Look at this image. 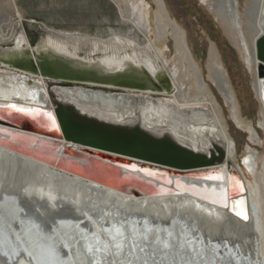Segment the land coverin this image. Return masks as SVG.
I'll list each match as a JSON object with an SVG mask.
<instances>
[{"label":"bare ground","instance_id":"obj_1","mask_svg":"<svg viewBox=\"0 0 264 264\" xmlns=\"http://www.w3.org/2000/svg\"><path fill=\"white\" fill-rule=\"evenodd\" d=\"M111 1L117 6L119 22L130 24L135 28L138 32V40L137 36L133 34V29L126 31L133 36L134 40L131 43H123L120 40L122 38L117 37L102 40L86 34L53 31L52 34L58 39L56 43L69 44L75 50L80 49L81 45H86L90 47V52H111L114 55H120L127 49L136 50L144 57L141 59L142 62L152 65L155 62H160L175 84V93L167 96L171 98V101L157 100L152 103L149 98L135 97L134 95H106L82 88H59L56 89L58 94L66 101L108 113L130 115L141 109L144 119L150 124L168 126L193 144L202 147H206L209 140L199 127L205 125L217 127L216 136L222 138L227 146V160L221 165L185 175L167 172L166 177L162 175L149 176L144 172L129 171L128 168L125 171L116 169L117 174L119 173L118 178L107 174L108 180H104L107 184L114 185L119 181L120 173H123L124 176V179L121 178L122 184L132 181L128 177L138 178L143 182L144 184L140 183L139 185L146 190V194L131 195L90 180L98 178H92L93 176L84 170L81 163L72 161L75 159L74 157H84L94 163L103 164V158H100L102 156L87 152L88 155L95 157L89 156L88 158L87 154V156H83L74 149L66 148V142L57 144L44 137L16 133L0 126V133L8 135L0 134V194L4 192L1 210L7 208L15 210L16 207H12V204L19 194L27 200L45 201L51 208H57L59 202L71 205L78 213L86 212L85 219L88 218V224L94 228L95 232L93 230V233L96 235V239L103 238L105 241L103 247H114L115 251H122L126 242L125 238L134 248V242L138 239L148 241L149 235H154L153 241L160 242L159 244L165 247L164 242L167 240L162 243L157 235L162 232L160 228L153 229L144 222V235L139 233L136 225L138 222L135 221L138 219V215L143 216L145 221L149 217L159 222L170 221L171 229L164 231L168 237L176 234L174 230L180 227L176 225L177 222L181 224L185 222L190 225V231L198 230L196 234H201L203 238L206 236L209 241L225 239L235 243L242 253L254 254V260L258 259L260 254L264 264V154L260 160L257 151L247 147L238 159L237 142L229 134L228 122L224 118L221 104L212 92L210 85L207 84L204 70L190 49L187 33L172 17L165 1L155 0L158 10L154 19H151L152 17L147 14L145 0ZM206 4L227 32L232 43L240 51L244 64L249 69L251 68L253 90L260 102L259 127L264 132V77L258 76L259 62L256 59V41L264 35V0H247V9L244 19L241 21H239L237 0H206ZM6 8L12 9V14L8 13ZM22 13L16 0L0 2V41L2 43L8 45L19 38L22 33L21 25L26 21V17L24 18ZM61 17L65 21L72 20L71 16L67 14L61 15ZM30 22V24L35 23L34 20H30ZM46 22L41 21L39 24L44 28ZM6 25L8 26L7 34L3 29ZM152 25L155 27L153 28ZM150 32L154 33V40L151 39ZM139 36L146 37L144 44L139 42ZM169 37L174 41V59L165 55L167 49L165 43ZM164 44L165 46H163ZM207 68L208 78L218 89L224 101L231 106L233 118L238 125L246 128L253 136L256 135L257 132L251 124H244L245 118L238 110L235 92L215 47H212L210 51ZM2 78L3 83H7L5 77L0 75V79ZM3 83L0 82L4 85ZM7 105L0 103V109L8 108ZM11 113L13 111L9 109L3 111L1 116L4 114L9 118ZM191 125L197 129L191 130L189 128ZM253 136L250 139L252 143L254 142ZM35 141H39V146L30 144ZM66 153L74 157L62 159ZM232 163L236 164L238 174L232 169ZM153 172L155 171L153 170ZM206 174H220L223 180L206 181L202 178ZM233 177L240 182L239 185L234 186ZM249 177L254 179L253 184L247 183L246 180ZM169 179L172 181L171 184L167 183ZM178 182L183 187H178ZM4 185H6L5 187L11 186L13 189H4L3 191ZM193 185L196 186L195 190ZM240 185L243 186V191H241ZM213 188L216 189L215 192L212 191ZM240 200L245 202L244 207L248 215L246 221L237 217L232 211L233 203ZM225 203H227V207L223 206ZM88 205L94 212L101 210L102 217L109 218L112 227L102 230L101 226L93 220L91 211L84 210ZM117 221L120 222L119 229L123 236H116V239H113L112 237L116 235L115 229L118 228L115 225ZM57 228L64 234L69 233L67 230H72L71 224L65 222L60 223ZM178 234H181V238L186 236L185 232ZM59 237L64 241L62 236ZM117 243L123 245L121 250L116 248ZM186 249L198 250L190 242ZM26 252L28 255L30 254L28 251ZM235 256V253L231 255L232 258ZM33 259L38 264L34 256ZM222 259L224 258H221V261ZM233 260L238 264H248L247 260L243 262L239 258ZM20 264L24 263L21 261Z\"/></svg>","mask_w":264,"mask_h":264},{"label":"water","instance_id":"obj_2","mask_svg":"<svg viewBox=\"0 0 264 264\" xmlns=\"http://www.w3.org/2000/svg\"><path fill=\"white\" fill-rule=\"evenodd\" d=\"M32 26L43 33L36 41L29 39L24 31L11 44L0 41V75L7 81L3 83V78L0 79L4 84H0V103H16L48 111L56 117L59 131L53 130L51 122L43 115L26 116L14 110L11 117H0L1 127L44 137L57 144L66 142V148L74 149L83 156H87V152L102 156L103 164L67 153L62 159L74 157V163L78 161L92 178H98L88 179L131 195L146 194V190L139 185L144 183L138 178L128 177L132 181L122 184L124 176L120 173L119 181L114 185L107 184L104 182L108 180L107 174L118 178L116 169L125 171V164H135L139 169L154 170L157 175L165 177L167 172L185 175L221 165L227 160V146L222 138L216 136L217 127H199L209 140L208 145L202 147L168 126L150 124L144 119L141 109L122 115L64 100L56 89L82 88L106 95H134L149 98L152 103L157 100L171 101L167 96L175 93V84L160 62L153 65L144 63L141 61L144 57L136 50L127 49L120 55L93 53L86 45L75 50L69 44H57L58 39L52 34L53 31L73 32L56 30L48 24L44 28L38 23H32ZM128 26L135 35L137 30L130 24ZM113 31L110 29L107 35H86L108 39ZM256 59L259 62L258 76L264 77V35L256 41ZM14 120L23 123L15 124ZM189 128L197 129L192 125ZM0 134L8 136L3 132ZM38 142L30 144L37 147ZM5 186L3 191L13 189ZM3 196L4 192L0 194V206L4 202ZM13 201L15 210L0 208V264H20L21 261L36 264L33 256L38 264H43V260L47 264H238L233 260L235 258L242 262L247 260L248 264H255V261L256 264H263L260 254L254 260V254L242 253L235 243L225 239L209 241L206 236L203 238L201 234H196L198 230L190 231L188 223L177 222L180 227L174 230L176 236L168 237L164 231L171 229L170 221L159 222L150 217L145 221L140 215L135 220L139 233L144 235V222L153 229L160 228L162 232L157 235L162 243L167 240L169 246L162 247L160 242L153 241L154 235H149L148 241H133L134 248L125 238L122 251H115L114 247H103V238L96 239L94 228L88 224V218L85 219L86 212L78 213L75 207L60 202L57 208H51L45 201L27 200L20 194ZM84 210L91 211L93 220L102 230L112 227L110 219L102 217L101 210L94 212L89 205ZM62 222L71 224L72 230H67L69 233L58 231L57 227ZM115 225L119 228L120 222ZM180 232H185L186 236L181 238ZM189 242L198 250L186 249ZM89 248L92 250L89 251ZM233 253L236 255L234 258L231 257ZM221 258L224 259L221 261Z\"/></svg>","mask_w":264,"mask_h":264},{"label":"rangeland","instance_id":"obj_3","mask_svg":"<svg viewBox=\"0 0 264 264\" xmlns=\"http://www.w3.org/2000/svg\"><path fill=\"white\" fill-rule=\"evenodd\" d=\"M6 1L0 0L1 3ZM16 1L23 12L24 18L26 17V21L22 24L23 26L21 25L22 33L24 31L32 41H36L43 33L32 26L30 20H34L38 24L41 21H47L46 24L56 30L90 35H107L110 29L122 32L129 30L128 24L119 22L117 6L111 0ZM164 1L172 17L178 21L187 33L190 49L196 61L200 63L204 70L207 84L210 85L212 92H214V95L221 104L224 118L228 122L229 134L237 142L238 159H240L244 150L250 147L257 151V156L261 160L264 154V132L259 127L260 102L257 99L255 90H253L251 68L249 69L244 64L240 51L232 43L219 20L202 0ZM237 3L239 21H241L244 19V13L247 9V0H237ZM145 8L147 14L152 17L151 19H154L158 10L155 0H145ZM6 11L12 14V9L6 8ZM64 13L71 16L72 20L65 21L61 17V15H65ZM152 26L153 28L155 27L154 25ZM7 27V25L3 27L6 34L8 33ZM135 35L138 37V32ZM142 37L139 36V40L144 42L146 37ZM150 37L152 40L155 39L153 32H150ZM246 37L248 36L246 35ZM165 44H167L165 55L170 59H174L175 49L173 39L169 37ZM212 47H215L219 52L220 61L228 73L231 86L238 101V110L241 111L243 118H245L246 123L244 122V124H251L257 132L254 136L246 128L238 125L233 118L231 106L224 101L218 89L208 78L207 64ZM252 136L254 139L253 143L250 141ZM238 162L240 164L239 160ZM232 169L235 172L238 171L235 163H232ZM246 181L248 184L254 183L252 177H249Z\"/></svg>","mask_w":264,"mask_h":264},{"label":"snow or ice","instance_id":"obj_4","mask_svg":"<svg viewBox=\"0 0 264 264\" xmlns=\"http://www.w3.org/2000/svg\"><path fill=\"white\" fill-rule=\"evenodd\" d=\"M7 107L11 110H14L17 113H21V114H24L26 116H35L37 114L43 115V116L47 117V119L51 122L52 129L55 131H59L58 126H57L56 117L48 111H44L40 108H33V107H19L16 103L8 104ZM124 167L130 168L132 170L142 171L149 176L157 175L155 172H153L150 169H147V168L139 169L138 166L135 164H125ZM202 178L206 181H222L223 180V177L220 174H211V175L206 174ZM232 179H233L234 186L240 184V182L238 180H236L234 177ZM167 183L171 184L172 181L169 179L167 181ZM178 187H183V185H180L178 182ZM192 187L195 190L196 186L193 185ZM240 188H241V191H243L242 185H240ZM212 191L215 192L216 189L213 188ZM213 203H215V201H213ZM244 203L245 202L243 200L234 202L232 205V211L234 212V214L237 217H241L242 219H244L246 221V220H248V215H247L246 209L244 207ZM223 206L227 207L228 205H227V203H225ZM115 232H116V235L112 237L113 239H116V236H123V233L121 232V230L119 228H116ZM169 235H171V233H169ZM164 246L168 247L167 241L164 242ZM122 247H123L122 244H120V243L116 244V248L118 250H121ZM91 250L92 249L89 248V251H91ZM97 251H99V249H97ZM41 259L43 260V257H41ZM43 264H47V261L43 260Z\"/></svg>","mask_w":264,"mask_h":264},{"label":"flooded vegetation","instance_id":"obj_5","mask_svg":"<svg viewBox=\"0 0 264 264\" xmlns=\"http://www.w3.org/2000/svg\"><path fill=\"white\" fill-rule=\"evenodd\" d=\"M202 2L204 3V4H206V0H202ZM122 32L121 31H115V32H112V34L110 35V37L108 38V39H110V38H112V37H117V38H122V39H120L123 43H131V42H133V36L132 35H129L126 31H125V33L124 34H121ZM108 39H102V40H108ZM144 44V43H143Z\"/></svg>","mask_w":264,"mask_h":264},{"label":"trees","instance_id":"obj_6","mask_svg":"<svg viewBox=\"0 0 264 264\" xmlns=\"http://www.w3.org/2000/svg\"><path fill=\"white\" fill-rule=\"evenodd\" d=\"M3 111H8V110H6V109H0V116H1V113H2ZM9 116L11 117V114H9ZM1 117H5L4 114H3ZM11 120H12V119H11ZM13 123H15V124H19V125H20V124H22L23 122L21 123L19 120H14ZM44 129H45V128H44Z\"/></svg>","mask_w":264,"mask_h":264}]
</instances>
